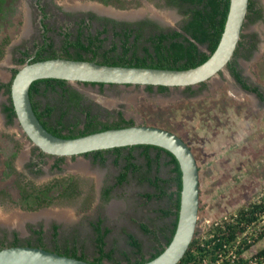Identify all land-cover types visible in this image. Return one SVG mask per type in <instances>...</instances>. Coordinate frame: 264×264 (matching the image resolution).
Wrapping results in <instances>:
<instances>
[{
    "label": "rangeland",
    "instance_id": "1",
    "mask_svg": "<svg viewBox=\"0 0 264 264\" xmlns=\"http://www.w3.org/2000/svg\"><path fill=\"white\" fill-rule=\"evenodd\" d=\"M51 1L75 9H91L94 5L104 9H121L116 3L107 4L102 0ZM255 1L262 7L264 15V0ZM122 3L127 14L142 10L149 14L150 8L152 12L156 11L162 15L171 13V10L166 9L164 0H122ZM7 4L8 13L0 21V43L7 36H10L11 41L4 46L0 55V82L11 81L12 70L23 65L15 61L16 48L20 45L19 42L30 34L25 32L26 25H30L31 32L33 30L32 0H8ZM170 24L174 25L177 22L171 20ZM244 33L257 41L251 52L249 51L250 57H240V65L247 77L264 90V18L249 23ZM86 88V94L93 97L94 101L107 106L122 103L130 113L128 119L135 118L137 123L152 124L174 131L191 145L200 173L201 209L196 233L204 234L212 224L225 220L240 207L258 200L264 194V103L254 94L238 88L230 78L228 68L202 86H195L194 94L185 87H177L171 94H160L155 91L151 95L152 99H149L150 95L146 90L143 91V86L138 89L114 86L107 87L105 91L95 86ZM6 98V93L0 89V224H8L4 220L6 216L21 215L25 216L23 220L12 225L26 227L28 220L37 222L44 218L51 221L52 217H55L52 214L61 211L68 216L67 220L60 218L65 220L66 232L63 237L77 233L80 242L87 249V255L91 257L94 240L89 217H93L103 207H113V213L109 210L108 213L117 229L110 237L111 245L130 248L120 230L122 226H129L138 234L141 241L145 242L146 249L149 250L153 240L147 234H143L139 220L146 221L149 226L167 225L170 219L163 218L159 212L167 203L145 198L143 194L153 191V188L134 177L116 187L110 197L104 198L101 187L106 183H112L119 172L111 158L106 163H97L83 156L67 157L63 164L65 170L56 171L49 164L54 159L48 157L45 171L41 174L45 178L34 179V176L31 177L23 171L30 152L27 145L22 146L14 159L20 176L3 173L2 160L14 151V142L11 138L22 136L20 129L8 122L2 110ZM46 98L55 101L54 94ZM102 119L109 122L117 120L112 113L103 116ZM81 162L86 163L87 168H78L77 164ZM163 171L170 176L169 166H164ZM64 176H76L80 179L81 192L75 198L56 201L52 206L38 211H26L17 204L18 184L28 182L27 185L30 187L40 186ZM7 190L11 191L14 202L9 201L4 193ZM43 213L51 216L48 218ZM30 236L27 231L22 235L23 239ZM46 240L49 242V236ZM262 248L264 237L246 251L245 255L250 257ZM150 252L146 251V255Z\"/></svg>",
    "mask_w": 264,
    "mask_h": 264
},
{
    "label": "trees",
    "instance_id": "2",
    "mask_svg": "<svg viewBox=\"0 0 264 264\" xmlns=\"http://www.w3.org/2000/svg\"><path fill=\"white\" fill-rule=\"evenodd\" d=\"M102 1L107 4L113 2L125 7L122 0ZM182 2L188 5L187 8H182L184 10L183 12L187 16L184 20L183 31L173 30L168 32L162 31L160 33H151L144 41L148 42V44H143L142 38L144 34L142 31L136 33L135 35L132 31H116L114 35L122 41V51L116 52L112 55L111 51L116 50L118 47L115 42L110 49L100 51L102 41L105 39L104 37L102 38L101 35L105 32V30H99L95 36L89 35L88 38L82 37L81 34L83 31L81 30V33H79L74 40L68 38L66 39L65 46L68 47V49H65L67 54L63 57L71 59L95 60L104 64L123 66H145L174 69L195 67L205 62L210 56L209 52L212 53L217 48L226 24L231 0H168L169 5H182ZM7 3L8 0H0V21L6 17L8 13L9 7ZM255 4V0L249 1L247 18L250 19V22H255L256 20L264 18L262 7L257 8ZM242 38H244V35H242ZM9 42L10 36H7L0 43V55L3 53L4 46H6ZM244 42L245 38L241 39L238 48L243 45ZM199 45H204L206 49H201ZM70 46H75L77 51L71 53L69 51ZM245 46L246 45H244V47ZM140 47L142 48V52L139 51ZM45 51L46 46H43V48L40 49L38 56L30 62L61 56L56 50H49L47 54H45ZM88 52L93 53V56H84V53ZM23 60L24 59H21V61ZM22 64H24V62H22ZM18 69L19 68L14 69L13 77L17 73ZM230 69L235 78L243 85L244 88L257 92L262 98H264L263 93L260 92L257 86L253 87L246 82L235 64L231 63ZM40 82H43L46 85L44 94H46L47 90L51 88L52 91L62 95L60 101L62 104H66V91L69 89V87H66L67 80L60 78H43L35 80L30 87V96L37 116L44 126L48 128V130L58 136L66 138L78 137L96 131L121 127L124 126L123 123L126 122L122 116L114 122L103 121L99 119L97 115H92L91 112L86 113L85 119H82V117L78 114L71 118L68 115L67 109V111L63 110L60 112V117L57 118L58 123L61 124V126H49L47 124L49 120L44 119V117H49L55 109V106L47 104L45 110H39L40 105L34 98L38 92V83ZM11 83L12 80L9 82H0V89L4 88L5 92L10 95L9 103L4 105V111L7 113L9 122H13L16 117V111L11 98ZM160 87L162 89L168 88V86L164 85H161ZM59 90H62V92ZM80 98L81 95L76 91L70 93V106H75L76 109L82 113V110H87L86 107L81 108L79 102ZM83 121L84 126L83 128H80L79 125ZM129 123L131 125L132 121ZM66 129L68 130V133H63ZM75 131H78V133H75ZM136 147L142 149V153L147 159L145 161L146 164L144 165L134 162L132 152L135 146H130L129 153L125 160L126 165L123 166V171L118 177V182L122 183L127 180L130 169L133 172L139 171L140 174L137 176L138 180L141 182L147 180L155 187V191L146 193V196L149 199H152L153 197H156L157 199H161L162 197L168 198L169 207L161 208L160 211L163 217L171 216L174 221L170 226H168L169 233L165 237L164 244L160 243V246L156 247V249L150 253L149 257H147L143 252L142 242L134 234L130 233L128 235L130 243L136 249L137 253L135 260L128 255L124 258L115 260V257L113 256L114 249H110L109 251L106 250L105 238L109 233L110 228H104L101 221L95 223L94 227L97 233V236L95 237L97 254L95 255V260H93V262L99 264H141L161 254L165 247L171 242L176 231L182 188V171L180 164L177 158L170 151L165 150L170 156L166 163L171 167L172 176L163 178L156 175L154 179L151 175V169L154 162H159L160 153L154 159L149 154L150 148L153 147V145L139 144ZM154 148H157L159 151L164 150L160 146H154ZM103 151L104 150L102 149L97 150L96 155L101 157L102 162H105L107 157ZM114 153L116 155L115 162L118 163L120 156H122V147H115ZM5 163L8 165L10 164L8 161ZM142 167L144 168L143 171L141 170ZM12 170L15 171L13 166ZM18 186L21 195V202H19L28 210H37L43 206L51 205L56 201L70 200L78 196L81 192L79 182L74 176L57 179L42 186L27 187L21 184H18ZM172 187H174V189L169 191ZM109 193L110 189H107L105 192V196L107 198ZM200 209L201 207L199 210ZM142 226L146 232L154 234L156 241H161L156 230L152 229L147 224H143ZM38 233L41 234V230H39ZM255 233H258L257 237H255ZM197 234L198 233H196V235ZM57 235L58 231L56 226L54 232L55 248L51 250L79 259H87L85 252L80 251L78 246L75 244V240L72 246L68 244L70 241L69 239L65 240L63 245H59ZM263 237L264 194L258 200L252 201L240 207L223 222L212 224L207 228L204 234L195 236L184 257L178 264H217L220 254L224 256L220 264H231V257L228 253L233 249L236 253L234 261L235 264H252L251 260H256V264H264V248L256 251L250 257L245 255L246 251H249L253 245ZM249 239H253V241L249 242ZM17 240L18 239H16L13 245H19ZM38 241L41 243V236ZM39 243L36 242L34 244L28 242L27 244L47 248ZM3 247L5 246H1L0 249ZM104 259L115 261H113L114 263H104ZM123 260L127 261L123 262Z\"/></svg>",
    "mask_w": 264,
    "mask_h": 264
},
{
    "label": "flooded vegetation",
    "instance_id": "3",
    "mask_svg": "<svg viewBox=\"0 0 264 264\" xmlns=\"http://www.w3.org/2000/svg\"><path fill=\"white\" fill-rule=\"evenodd\" d=\"M164 3L166 5V9L167 10H171L174 11L172 12L174 14V19H169L168 14L167 15L164 13L159 14L158 12L151 11V8L149 9L150 11H148L149 14L142 11L136 12L135 14H127L125 8H123V6L117 5L119 8L121 9H104L100 6H93V8H89V9H80V8H72V7H66L62 4L59 3H52L51 0H32V9L31 12H33L32 14V18H31V26L33 28L32 32L30 30V25H26V29L25 32L29 35H26V37L23 38V40L21 42H19V46L16 48V57H15V61L19 64H22V62L26 63L28 61H31L32 59L36 58L39 54V51L41 48H43V46H46V51L45 54H47L49 52V50H56L57 53L59 55H61V57L66 56L67 52H65V49H68V47L65 46L66 43V39H71L74 40L79 33H81V30L83 31V33L81 34L82 37L84 38H88L89 35H93L95 36L99 30H105V32L101 35V37L105 38L104 41H102V45L100 48V51H104L107 49H110L113 45V43H117V49L114 51H111V54H115L116 52H121L122 51V41L120 40V38L115 37V32L116 31H120V32H124L125 30L127 31H132L133 34L135 35L138 32H143L144 36L142 38L143 40V44H148V42H144L145 38H148L150 36L151 33H160V32H168V31H173V30H178V31H183V25H184V20L187 17L185 15V13L183 12L184 10L182 9L183 7L187 8L188 5L185 4L184 2H182V5H169L168 4V0H164ZM256 7H260L257 2H256ZM98 7V8H96ZM100 8V9H99ZM110 11V12H109ZM131 13V12H130ZM145 14V15H144ZM164 18V19H163ZM178 18V19H177ZM22 20V19H21ZM173 20L175 22H177V24L171 25L170 21ZM257 21V20H256ZM167 23V24H166ZM249 23H253L250 22V19L246 18V22L244 25V32H245V27L249 24ZM242 33V35H244L245 38V42L243 45L239 46V48L237 47L235 54L232 58V60L228 63V70H229V74H230V78L236 83V85L238 86V88H240L243 91H247L249 93L254 94L257 98L260 99L261 102L264 103V98H262L257 92H254L252 90L246 89L243 87L242 84H240L238 82V80L235 78V76L233 75L231 69H230V64H235L238 68V70L240 71L241 75L243 76V78L246 80V82L251 85V86H257L260 90V92L263 93L264 95V90L260 87V85L255 84L254 82H252L249 77H247V75L244 73L242 66L240 65V57H250L251 55V50L252 48L256 45L257 40H254V38H251V35H246L245 33ZM134 37V36H133ZM132 37V38H133ZM241 37V39H244ZM11 41V40H10ZM241 41V40H240ZM100 43V42H98ZM240 43V42H239ZM10 44V42L8 43ZM7 44V45H8ZM6 45V46H7ZM244 45H246L244 47ZM66 47V48H65ZM199 47L201 49H206V47L204 45H199ZM69 51L71 53H74L75 51H77V48L75 46H70L69 47ZM139 51L142 52V48H139ZM250 51V52H249ZM249 53V54H248ZM248 54V55H247ZM242 55V56H239ZM84 56L86 57H92L93 53L88 52V53H84ZM21 59H24L23 61H21ZM97 59H101V58H97ZM95 61V60H94ZM98 62V61H97ZM101 63V62H100ZM104 64V63H103ZM19 68V67H18ZM226 70V69H224ZM223 71V70H222ZM220 71V72H222ZM219 72V73H220ZM14 74V69L12 70V77ZM9 82V81H7ZM206 82V81H205ZM205 82H202L200 84H197L199 86H202ZM151 84H147V85H140V84H116V83H98V82H82V81H68L67 80V84L66 87H69V89L66 91V104L60 101V98H62V95L57 94L56 92L52 91L51 88H49L47 90V93L44 94V91L46 90V85L43 82L38 83L39 89L37 94L35 95V100L38 101L40 107L39 110H45V108L47 107V104L50 105H54L55 109L53 110L52 114L49 117H44V119H48L49 122L47 123L49 126H61V124L58 123L57 118H59V113L62 112L63 110L68 109V115L69 117L73 118L76 114H78L79 116L82 117V119H85L86 117V113L87 112H91L92 115H97L99 119L105 121V119H102L103 116H106L110 113L114 114V119H119L120 116H122L125 119V125H127L130 121H132V124L137 123L135 118L134 119H128V111L125 109L124 105L121 103L120 104H110V105H103L97 101H94L93 97H91L90 95L86 94V86H95L97 88H99V90L105 91L107 87H114V86H121V87H125V88H129V87H134L135 89H138L139 87H144L143 91H147L149 93L150 96L149 99H152V96L154 94L155 91H157L160 94L163 93H169L171 94L172 90L174 88L177 87H170L168 86L167 89H162L160 86L161 85H151ZM197 85H193V86H186L185 88H187L189 91H191V93H195V86ZM189 87V88H188ZM2 90L5 89L3 88ZM62 92V90H59ZM76 91L78 94L81 95L80 98V105L81 108L86 107L87 111L82 110L80 113L75 106H70V93ZM6 93V92H5ZM50 94H54L55 96V101H50L49 99L46 98V96L50 95ZM6 101L4 102L3 106H2V110L6 116V119L8 120L7 117V113L4 111V105L9 103V97L10 95L8 93H6ZM159 101V100H158ZM163 101V100H162ZM160 101V102H162ZM9 122V120H8ZM12 125H15L17 127V123L15 121L13 122H9ZM127 123V124H126ZM144 124V123H143ZM148 125V124H147ZM152 125V124H151ZM84 126V121L79 125L80 128H83ZM19 129V127H17ZM21 131V138H11V140L14 142V151L12 153H10L9 156H5L4 159L2 160V166L4 168L3 173L5 175H7V173H14L18 176H20V171L16 165V162L14 161L15 157L18 156L22 146H29L28 149H30V152L28 154V158L26 160V162L24 163V173L27 175H30L31 177L35 178H45L44 176L42 177L41 174L45 171L44 167L47 164V158L48 157H52L54 159V161L51 164L50 167L53 170L56 171H63L65 170L63 167V164L66 160L67 157H79V156H83L84 158H90L93 162H97V163H106V161L111 158L113 160V162L115 163V165L119 168V172L116 175L114 181L112 183H106L104 184L101 188V191L103 193V197L107 198L105 196V192L107 189H110V193L108 194V197H110L111 192L118 186L124 184L125 182H127L128 180L131 179V177H134L138 180L137 176L138 174H140L139 171L133 172L131 169L128 172V177L127 180H125L122 183H119L118 181V177L121 174V172L123 171V166L126 165V156L129 153V149L130 146H135V148L133 149V157H134V162L139 163V164H146V156L142 153V149L136 147L137 145H128V146H120L122 147V156H120L118 163L115 162V158L116 155L114 153V148H107V149H102L104 150V154L107 157L105 162H102L101 157L96 155L97 150H93V151H89L83 154H79V155H72V156H65V155H52L49 153L44 152L41 148H39L37 145H35L30 138L24 134V132L22 130ZM63 133H68V130H64ZM75 133H78V131H75ZM181 136V135H180ZM182 137V136H181ZM183 138V137H182ZM184 139V138H183ZM185 140V139H184ZM187 142V141H186ZM188 143V142H187ZM189 144V143H188ZM139 145V144H138ZM190 145V144H189ZM155 145H153V147L150 148V156L152 158H156L157 155L160 153V158H159V162L153 163V167L151 169V175L152 177L155 179L156 175H159L163 178H168L172 176L171 173V167L166 163L167 160H169L170 156L167 154V150H158L157 148H154ZM191 147V145H190ZM192 148V147H191ZM100 150V149H99ZM166 150V151H165ZM193 150V149H192ZM194 152V151H193ZM195 154V153H194ZM197 159V158H196ZM8 161L10 162V164H6L5 162ZM11 166V167H10ZM12 166L15 169V171L12 170ZM164 166H169L170 167V176H167V174H164L163 170H164ZM142 171L144 170V168L142 167L141 169ZM23 173V174H24ZM137 174V175H136ZM69 176H64L63 178H67ZM61 179V177H59ZM75 179L79 182V185H81L80 183V179L78 177L75 176ZM139 181V180H138ZM141 182V181H139ZM28 182L24 183L23 185L30 187V185H27ZM50 182H47L43 185H46ZM141 183H144L150 187L153 188V191H155V187L153 185H151V183L149 181H143ZM39 186V185H38ZM42 186V185H40ZM32 187V186H31ZM81 188V187H80ZM174 187L170 188V190H172ZM18 194H19V201H20V189L18 186ZM150 191V192H153ZM7 195V198H9V201H12V193L10 190H7L4 192ZM148 193V192H146ZM146 193L143 194V196L145 198H147L148 200H159L164 201L167 203L166 207L163 208H168L169 207V200L166 197H162L161 199H157L156 197H153L152 199H149L146 196ZM17 202V204L22 208L25 209L26 211H38V210H42V209H46L51 205L48 206H43L37 210H28L25 207H23L21 205V201ZM109 208L107 207H103L98 213H96L93 217H89V224H90V228H91V234L94 240V251H93V255L91 257H89L87 255V249L85 247V245H83L80 242V236L77 233H73V235H70L68 237H63L65 232H66V228H65V220L64 219H60L57 216L52 217L51 221H47L44 218H40L37 222H33L31 220H28L29 222L26 224L27 226H20V225H10L9 222L8 224H0V247L1 246H9V245H13V243L17 240V242L19 244H27L28 242L31 243H36L40 240V236H41V243L44 245L45 247H47L48 249H54L55 248V240H54V232H55V227L57 226V231H58V235H57V241L59 245H63L65 242V240L69 239V243L71 246L75 244L78 246V248L80 249V251H84L86 254V258L88 260H95V255L97 254V248H96V242H95V237L97 236L94 224L98 223L99 221H101V224L104 228H110L109 233L106 235V250H110V249H114V253L113 256L116 259H120V258H124L125 256H130L133 260H135L137 253H136V249L131 245L130 240H129V234H134L140 241L141 238L138 236V234L133 230L130 229L129 226L125 227L122 226L120 227V230L122 232V234L124 235V239L126 240V242L128 243L130 248H121L120 246H112L110 243V237L111 235L116 231L117 227L114 226L113 221L108 213ZM160 214L161 211L159 210ZM162 216V214H161ZM6 217H11V216H6ZM6 217H4V219H6ZM163 217V216H162ZM163 218H169L170 221L167 225H163V226H151L150 227L154 230L157 231V234H159L160 237V242L155 240V236L154 234L148 233L144 230L143 228V224H147L149 225L146 221H142L139 220V227L140 229L144 232L143 234H147L148 236H150L153 240L152 244L150 245V249L147 250L146 246H145V242H142V246H143V252L146 254V251H151L153 252L156 247L160 246V243L164 244L165 241V237L167 236V234L169 233L168 231V226H170L172 224V222L174 221L173 218L170 217H163ZM64 220V221H63ZM7 223V222H6ZM152 224V223H150ZM26 228V229H24ZM41 230V234L38 233V231ZM27 231L31 234L30 237L23 239L22 235L23 233ZM49 236V242L46 240V238ZM75 240V241H74ZM150 252V253H151ZM150 253L148 255H146L147 257H149ZM115 260H103L104 263H114L113 261ZM127 260H123V262H126Z\"/></svg>",
    "mask_w": 264,
    "mask_h": 264
},
{
    "label": "water",
    "instance_id": "4",
    "mask_svg": "<svg viewBox=\"0 0 264 264\" xmlns=\"http://www.w3.org/2000/svg\"><path fill=\"white\" fill-rule=\"evenodd\" d=\"M250 0H231L226 24L217 48L209 58L191 68H157L103 64L94 60L53 57L26 62L12 78L11 98L16 125L44 152L79 155L119 146L151 144L170 151L182 171L178 223L171 242L157 257L141 264H178L196 236L200 208V173L190 145L164 127L135 123L66 138L48 130L37 116L30 87L35 80L60 78L68 81L164 85L186 87L211 80L227 68L244 32ZM0 264H99L36 245H9L0 249Z\"/></svg>",
    "mask_w": 264,
    "mask_h": 264
},
{
    "label": "bare ground",
    "instance_id": "5",
    "mask_svg": "<svg viewBox=\"0 0 264 264\" xmlns=\"http://www.w3.org/2000/svg\"><path fill=\"white\" fill-rule=\"evenodd\" d=\"M88 6V5H87ZM95 6V5H94ZM96 8H98V7H96ZM100 9V8H99ZM110 12V11H109ZM136 12H132V13H129V14H135ZM168 17H169V19H174V14L171 12V13H169L168 14ZM77 167L78 168H87V164L86 163H79V164H77ZM109 211L111 212V213H113V211H114V208L113 207H110L109 208ZM44 214V213H43ZM44 215H46L48 218H49V216H51V215H48V214H44ZM53 216H57L58 218H64L65 220H67L68 219V216L65 214V213H63V212H61V211H58V212H54L53 214H52ZM25 217V216H24ZM24 217H22L21 215H15V216H11V217H6V219H4V220H6V222L8 223L9 222V224L11 225V224H14V223H20V221H22L23 220V218ZM36 217V216H35Z\"/></svg>",
    "mask_w": 264,
    "mask_h": 264
},
{
    "label": "built area",
    "instance_id": "6",
    "mask_svg": "<svg viewBox=\"0 0 264 264\" xmlns=\"http://www.w3.org/2000/svg\"><path fill=\"white\" fill-rule=\"evenodd\" d=\"M227 219V218H226ZM224 221V220H223ZM223 221H220V222H216V223H221V222H223ZM199 236L200 235H202V234H198ZM255 235V237H257L258 236V233H255L254 234ZM197 236V235H196ZM249 242H252L253 241V239H249L248 240ZM228 255L231 257V264H235V258H236V253L234 252V249L232 250V251H229V253H228ZM224 258V256L222 255V254H220V258L218 259V261H217V264H220L221 262H222V259ZM251 262H252V264H256V260H251Z\"/></svg>",
    "mask_w": 264,
    "mask_h": 264
}]
</instances>
